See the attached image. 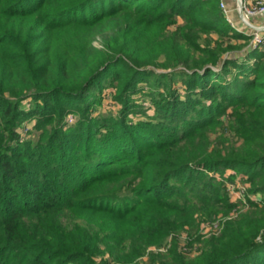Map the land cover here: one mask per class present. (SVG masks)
Listing matches in <instances>:
<instances>
[{
	"label": "trees",
	"instance_id": "1",
	"mask_svg": "<svg viewBox=\"0 0 264 264\" xmlns=\"http://www.w3.org/2000/svg\"><path fill=\"white\" fill-rule=\"evenodd\" d=\"M96 1L36 0L33 7L21 9L18 4L9 6L0 0L1 122L11 125L21 113L32 115L23 111L21 105L30 97L43 111L53 115L61 111V103L67 105L69 99L85 97L89 87L105 73L119 76L120 81L124 79L128 88L134 78L148 74L161 77L172 71L193 92L179 104L180 110L187 113L197 106L201 110L194 121V117L189 119L196 127H206L227 108L240 105L227 114L230 123L237 125L233 128L237 139L214 154V166H211L236 167L247 173L249 180L260 179L253 167L254 161H264V119L241 115L248 107L264 110V46H251L242 55L221 58L227 49L222 39L213 46L207 41L205 45L199 43L202 34L210 31L226 38L236 34L250 36L230 24L220 5L216 6L219 0H107L106 8L98 11L95 9L99 1ZM89 4V15H78L77 11ZM178 17L182 22L177 23ZM98 36L103 38L102 47L94 44ZM220 101L225 104L220 105ZM162 106L165 114H173L176 107L167 99ZM3 129L0 125V264H95L93 255L101 250L92 244L94 230L89 224L94 220L101 225L105 219L113 237H119L123 245L133 239L135 226L120 225L129 216L135 218L137 210L92 202L115 195V191L78 198L74 196L79 189L76 183L71 181L68 186L60 183L67 175L59 174L60 168L57 177L44 184L39 176L25 171L27 167H35L29 157L38 153L12 146L10 141L15 138V132H8L10 135L6 137ZM230 131L229 127L225 132ZM178 140L163 138L161 144L145 141L163 152L170 143L181 149L180 153L166 150L176 158V162L169 160L171 166L190 170L192 163L210 165L206 161L211 152H205L204 146L199 153L196 146L177 145ZM100 149L90 144L87 157L94 155L99 164L111 163L107 159L114 156ZM119 151L116 148V154ZM98 173L101 172L89 176L104 183L115 176V172ZM147 175L141 182L142 189L155 187L147 177L159 181V173ZM132 183L133 179L126 177L118 191L130 189ZM210 188L214 194L218 192L216 185ZM20 194L27 197L17 201ZM116 226L120 230L115 231ZM105 244L104 252L114 256L117 252L111 249L109 240ZM259 249H264V240L244 242L234 256L218 257L210 252L197 264H228L239 257L248 258L247 264H264V260L255 258L254 252ZM122 256L126 258L127 254H118ZM107 263V258L102 257L101 264ZM174 264L191 263L181 259Z\"/></svg>",
	"mask_w": 264,
	"mask_h": 264
},
{
	"label": "rangeland",
	"instance_id": "2",
	"mask_svg": "<svg viewBox=\"0 0 264 264\" xmlns=\"http://www.w3.org/2000/svg\"><path fill=\"white\" fill-rule=\"evenodd\" d=\"M98 1L99 6L95 10L106 8L107 0L96 2ZM256 1L264 2L254 0L250 6ZM4 2L9 6L18 4L17 7L26 9L33 7L36 0ZM220 3L217 2L216 6ZM242 3V0L241 4L236 1L235 9L239 13L240 22L247 27L249 37L236 34L226 38L219 36L216 31H210L203 33L199 39L201 45H205L207 41L210 46L222 39L227 49L221 58L242 55L253 46L252 32H263L254 27L256 23L252 19V16L261 13H247L246 16ZM87 6L90 4L80 8L78 15L88 16L90 9ZM227 15L229 17V9ZM180 22L182 19L178 17L177 23ZM102 40V36H98L94 44L102 47ZM119 79V76L112 77L111 72L99 76L89 87L85 97L69 99L67 105L61 103V111L53 115L48 110L43 111L35 99L30 97L21 105L23 111L32 112V115L25 116L21 113L11 125H4L0 119L6 137L10 135L8 132H15V138L10 141L12 146L20 149L25 147L38 153L29 157L35 162V167H27L25 171L33 173L34 177L39 176L44 184H50L57 177L56 172L60 168L59 174H67L59 180L63 186H68L71 181L78 185L79 189L74 196L80 198L113 190L115 195H106L92 202L137 210L135 218L133 215L129 216L120 225L136 228L132 231L133 239L125 245L119 237H113V230L105 225V219L101 225L95 220L89 224L94 230L92 244H95L97 250H101L93 255L95 264H101L102 257L107 258V264H174L181 259L197 264L203 262L204 255L210 252L215 256L228 258L236 255L234 252L244 242H262L264 189L261 188H264V161H254L253 171L260 175V179L255 180H249L248 174L240 172L236 167H225L222 164L212 167L216 152L237 139L233 131L237 125L230 123L227 114H231V110L240 105L227 108L210 125L198 128L191 123L196 115L201 114L198 106L187 113L185 109L179 108L182 100L193 92L182 85L178 73L171 71L161 77L143 75L134 78L128 88L125 87L127 81ZM166 99L176 105L173 114L163 113L165 108L162 103ZM220 103L224 105L225 101ZM242 116L264 119V110L248 107ZM229 127L232 131L225 132ZM163 138H179L177 145L186 148L196 146L199 153H202L201 148L204 146L205 152H211L206 161L210 165L206 166L203 162L192 163L190 170L169 165V160L176 162V158L171 157L166 150L180 153L181 149L170 143L164 147L163 152L159 147L147 145L145 141L161 144ZM239 143L240 140L236 145ZM90 144L101 148L106 152L102 151L104 154L114 156L113 159H107L112 162L104 165L106 162L99 164L94 155L88 158ZM116 148H120L117 154ZM96 172H115V176L110 182L104 183L101 179L93 180L89 176ZM151 172L160 174L159 181L147 177L155 187L149 189L147 186L142 189V180ZM126 177L133 179L130 189L118 191ZM211 185L217 186L216 194L211 190ZM63 194L70 196L67 192ZM25 197L27 196L20 194L16 200L20 201ZM32 200L37 201L35 198ZM120 226H116L115 231L120 230ZM106 240H109L111 249L114 248L117 252L114 256L108 251L104 252ZM122 252L127 254L126 258L118 257ZM254 253L256 260H264V249ZM247 261L248 258L239 257L228 264H247Z\"/></svg>",
	"mask_w": 264,
	"mask_h": 264
},
{
	"label": "crops",
	"instance_id": "3",
	"mask_svg": "<svg viewBox=\"0 0 264 264\" xmlns=\"http://www.w3.org/2000/svg\"><path fill=\"white\" fill-rule=\"evenodd\" d=\"M236 1L238 0H219V2H223L225 4V7L227 9H229V17H230V24L232 26H234V28H236L238 31L243 32V33H247V27L244 26L241 22H240V17H239V13L237 12V10L235 9L236 7ZM244 2V4L246 6H250L254 0H242ZM264 1V0H262ZM253 21L256 23L255 26H257L258 30L260 29L261 31L264 32V15L263 14H256L255 16H252ZM246 29V30H245ZM262 32V35L264 36ZM264 46V45H262Z\"/></svg>",
	"mask_w": 264,
	"mask_h": 264
},
{
	"label": "built area",
	"instance_id": "4",
	"mask_svg": "<svg viewBox=\"0 0 264 264\" xmlns=\"http://www.w3.org/2000/svg\"><path fill=\"white\" fill-rule=\"evenodd\" d=\"M242 5L246 11V16L248 15L247 13H249V14H253V13L264 14V2L256 1L255 4L250 6V8H247V6H245L244 3H242ZM220 7L222 8L223 12L225 13L226 18L230 21L228 15H227L228 9L225 7L223 2L220 3ZM252 42H253V46L263 45L264 44V36L262 34H260L259 32L254 31V32H252Z\"/></svg>",
	"mask_w": 264,
	"mask_h": 264
},
{
	"label": "water",
	"instance_id": "5",
	"mask_svg": "<svg viewBox=\"0 0 264 264\" xmlns=\"http://www.w3.org/2000/svg\"><path fill=\"white\" fill-rule=\"evenodd\" d=\"M238 3L241 4V0H238ZM255 28H258L257 26H254Z\"/></svg>",
	"mask_w": 264,
	"mask_h": 264
}]
</instances>
